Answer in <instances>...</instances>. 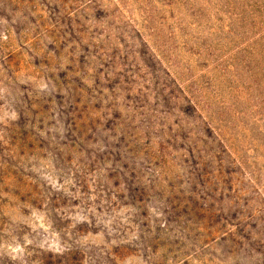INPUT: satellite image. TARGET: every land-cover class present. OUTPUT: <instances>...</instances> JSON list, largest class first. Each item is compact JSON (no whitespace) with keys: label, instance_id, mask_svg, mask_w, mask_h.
<instances>
[{"label":"rangeland","instance_id":"374dc122","mask_svg":"<svg viewBox=\"0 0 264 264\" xmlns=\"http://www.w3.org/2000/svg\"><path fill=\"white\" fill-rule=\"evenodd\" d=\"M162 1L0 0V264H264L255 0Z\"/></svg>","mask_w":264,"mask_h":264},{"label":"trees","instance_id":"16d2710c","mask_svg":"<svg viewBox=\"0 0 264 264\" xmlns=\"http://www.w3.org/2000/svg\"><path fill=\"white\" fill-rule=\"evenodd\" d=\"M252 1L247 0L249 3ZM195 4L191 1L189 6L195 7ZM243 4V8L240 10L241 13H249V17L256 22L258 21L261 25L260 31L256 33V36L259 38L251 43L247 50L245 48H237L234 55H231L229 58L224 59L219 54L212 64L214 65L213 69L218 71L222 76L235 79V82H229L227 85L236 83V86L230 87V89L240 91L243 96L247 97L245 102L252 101L250 109L253 110L259 108V101L264 106V0H255L250 5ZM162 7L165 9L164 13H168L171 11L170 9H174L173 4L168 0L162 1ZM259 9H263L261 14L258 13ZM214 20L217 23V29H223L222 27L227 28L225 25L218 23L220 21L219 18L214 17ZM228 27L239 28L240 24L229 20ZM213 29L215 28L212 27L210 31ZM223 40L227 41L226 38ZM235 55L239 56L236 57ZM247 89L252 92L249 93Z\"/></svg>","mask_w":264,"mask_h":264}]
</instances>
